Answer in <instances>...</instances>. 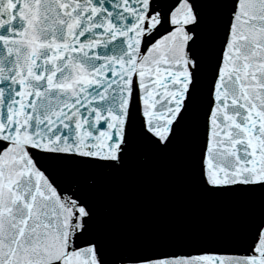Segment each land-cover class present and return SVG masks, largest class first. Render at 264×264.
<instances>
[{"label":"snow or ice","instance_id":"obj_1","mask_svg":"<svg viewBox=\"0 0 264 264\" xmlns=\"http://www.w3.org/2000/svg\"><path fill=\"white\" fill-rule=\"evenodd\" d=\"M158 162L231 211L117 227ZM0 264H264V0H0Z\"/></svg>","mask_w":264,"mask_h":264}]
</instances>
